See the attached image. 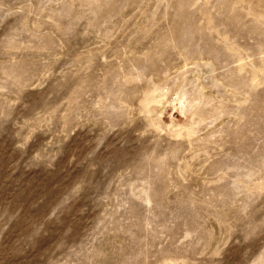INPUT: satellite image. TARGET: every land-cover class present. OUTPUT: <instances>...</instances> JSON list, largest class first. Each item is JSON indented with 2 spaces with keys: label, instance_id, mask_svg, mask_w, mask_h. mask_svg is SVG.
<instances>
[{
  "label": "rangeland",
  "instance_id": "374dc122",
  "mask_svg": "<svg viewBox=\"0 0 264 264\" xmlns=\"http://www.w3.org/2000/svg\"><path fill=\"white\" fill-rule=\"evenodd\" d=\"M0 264H264V0H0Z\"/></svg>",
  "mask_w": 264,
  "mask_h": 264
}]
</instances>
